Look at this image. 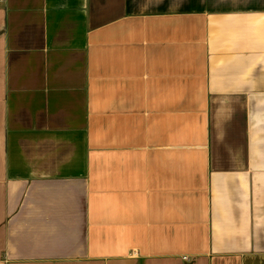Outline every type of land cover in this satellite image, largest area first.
<instances>
[{
  "label": "crops",
  "instance_id": "crops-1",
  "mask_svg": "<svg viewBox=\"0 0 264 264\" xmlns=\"http://www.w3.org/2000/svg\"><path fill=\"white\" fill-rule=\"evenodd\" d=\"M0 2V264H264V0Z\"/></svg>",
  "mask_w": 264,
  "mask_h": 264
},
{
  "label": "built area",
  "instance_id": "built-area-1",
  "mask_svg": "<svg viewBox=\"0 0 264 264\" xmlns=\"http://www.w3.org/2000/svg\"><path fill=\"white\" fill-rule=\"evenodd\" d=\"M0 4H1V2H0Z\"/></svg>",
  "mask_w": 264,
  "mask_h": 264
}]
</instances>
